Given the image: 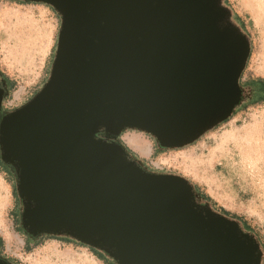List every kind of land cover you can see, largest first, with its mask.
Here are the masks:
<instances>
[{
  "label": "water",
  "instance_id": "water-1",
  "mask_svg": "<svg viewBox=\"0 0 264 264\" xmlns=\"http://www.w3.org/2000/svg\"><path fill=\"white\" fill-rule=\"evenodd\" d=\"M12 1L60 20L46 82L12 111L0 72V162L24 235L66 238L113 264H262L254 233L121 139L137 131L181 149L244 102L251 44L224 0Z\"/></svg>",
  "mask_w": 264,
  "mask_h": 264
},
{
  "label": "rangeland",
  "instance_id": "rangeland-1",
  "mask_svg": "<svg viewBox=\"0 0 264 264\" xmlns=\"http://www.w3.org/2000/svg\"><path fill=\"white\" fill-rule=\"evenodd\" d=\"M224 4L231 9L237 24L242 27L243 23L251 44L240 79L245 100L234 114L243 112L244 107L245 113L237 118L233 114L227 122L181 149L158 150L154 140L141 133L149 140V152L154 157L146 158L142 155L147 152L141 154L134 147V137H140L139 132L125 131L121 139L150 170L186 177L197 183L218 207L243 217L249 226L247 229L243 225L244 228L254 233L261 244L264 264V104L255 105L260 103V95L247 102L255 94L249 79H264V23H255L244 0H224ZM59 25V17L46 5L0 0V72L14 82L4 110L22 106L46 82ZM242 132L260 142L259 152L240 151L234 140ZM19 210L14 177L0 169L1 255L5 258L20 264H104L87 247L56 239L44 238L37 245L31 244L30 252H26L27 237L19 227Z\"/></svg>",
  "mask_w": 264,
  "mask_h": 264
},
{
  "label": "trees",
  "instance_id": "trees-1",
  "mask_svg": "<svg viewBox=\"0 0 264 264\" xmlns=\"http://www.w3.org/2000/svg\"><path fill=\"white\" fill-rule=\"evenodd\" d=\"M17 3H25V2H17ZM26 4H29V3H26ZM47 7H49V6H47ZM49 8H51V7H49ZM52 9V8H51ZM53 10V9H52ZM242 25V27H244V25H243V23L241 24ZM54 50H55V47H54ZM54 50H53V52H54ZM52 56H53V54H52ZM51 61H52V58H51ZM243 74V73H242ZM2 77H3V79L6 81V83H7V86H8V97L10 96V93H11V91L13 90V88H14V82L13 81H11L7 76H5L4 74H2ZM241 77H242V75H241ZM260 81H261V79H259ZM251 82V79H249V81H248V83H250ZM7 99V98H6ZM5 99V100H6ZM4 100V101H5ZM235 115V114H234ZM233 115V116H234ZM232 116V117H233ZM231 118V117H230ZM229 118V119H230ZM228 119V120H229ZM227 120V121H228ZM227 121H225V122H227ZM127 150L129 151V153L130 154H132L134 157H137L136 156V154L135 153H133L132 152V150L131 149H129L128 147H127ZM155 156V154H153L152 155V157H154ZM138 158V157H137ZM143 163L145 162L143 159H140ZM0 169H2V170H7L8 171V173L9 174H11V172H10V170H9V168L8 167H6V166H4L3 164H1V162H0ZM194 184V186H195V188H196V190H197V192L201 195V197L202 198H204L206 201H208L211 205H212V207L215 209V210H218L220 213H222V214H224V215H226V216H228V217H230V218H233V219H236V220H238V221H240L247 229H249V226L247 225V221L243 218V217H241V216H238V215H236V214H234V213H230L229 211H226L225 209H223V208H221V207H218L217 206V204H216V202L209 196V195H207L201 188H200V186L197 184V183H193ZM44 238H48V239H56V240H62V241H64V242H66V243H74V244H77V245H80V246H84V245H81V244H79V243H77V242H74V241H72V240H69V239H66V238H58V237H54V236H48V235H45V236H41L40 238H38V239H36V240H31V239H29V238H26L25 239V243H26V252H30V250H31V244H33V245H37L38 244V242L40 241V240H42V239H44ZM85 247H87V246H85ZM89 250H90V252L97 258V259H99L100 261H102V262H104V264H113V263H111L110 261H108L101 253H99L98 251H96V250H94V249H92V248H89V247H87ZM2 249H3V239L0 237V255H1V251H2ZM4 257V256H3ZM10 262H12L13 264H20L18 261H13V260H11V259H8Z\"/></svg>",
  "mask_w": 264,
  "mask_h": 264
},
{
  "label": "bare ground",
  "instance_id": "bare-ground-1",
  "mask_svg": "<svg viewBox=\"0 0 264 264\" xmlns=\"http://www.w3.org/2000/svg\"><path fill=\"white\" fill-rule=\"evenodd\" d=\"M244 2L247 5L250 13L252 14L255 23H264V0H244ZM234 142L239 146L241 152L250 150L256 153L260 151V142L244 132H242L239 137L234 140ZM134 144V147L137 149V151L139 150L141 154L147 152V147L142 141L136 140Z\"/></svg>",
  "mask_w": 264,
  "mask_h": 264
},
{
  "label": "crops",
  "instance_id": "crops-1",
  "mask_svg": "<svg viewBox=\"0 0 264 264\" xmlns=\"http://www.w3.org/2000/svg\"><path fill=\"white\" fill-rule=\"evenodd\" d=\"M259 79H261V81ZM250 85H252L255 88V94L249 100H247V102L253 101L257 96L260 95L261 96L260 103H257L255 105H260V104L263 105L264 104V79L263 78H260L258 76L252 77L251 78ZM250 106H253V105H250ZM242 109H243L242 110L243 112H240V114L234 115V118H237L239 115H243L245 113L244 112L245 111V107L242 108ZM138 135H140V137L139 136H135L134 138L136 140L143 141L147 145V153L145 155H142V156H146V158L147 157L149 158L150 156L153 155L152 152H149L150 151L149 150L150 149V142L141 133H138Z\"/></svg>",
  "mask_w": 264,
  "mask_h": 264
},
{
  "label": "flooded vegetation",
  "instance_id": "flooded-vegetation-1",
  "mask_svg": "<svg viewBox=\"0 0 264 264\" xmlns=\"http://www.w3.org/2000/svg\"><path fill=\"white\" fill-rule=\"evenodd\" d=\"M7 88H8V86H7ZM144 165H145V163H144Z\"/></svg>",
  "mask_w": 264,
  "mask_h": 264
}]
</instances>
